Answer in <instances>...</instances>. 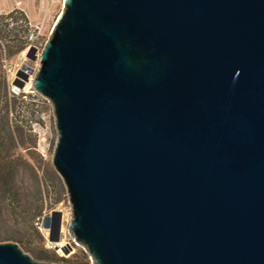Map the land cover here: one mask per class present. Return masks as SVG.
Masks as SVG:
<instances>
[{
  "label": "water",
  "instance_id": "obj_1",
  "mask_svg": "<svg viewBox=\"0 0 264 264\" xmlns=\"http://www.w3.org/2000/svg\"><path fill=\"white\" fill-rule=\"evenodd\" d=\"M39 62L95 264H264V0H64Z\"/></svg>",
  "mask_w": 264,
  "mask_h": 264
},
{
  "label": "rangeland",
  "instance_id": "obj_2",
  "mask_svg": "<svg viewBox=\"0 0 264 264\" xmlns=\"http://www.w3.org/2000/svg\"><path fill=\"white\" fill-rule=\"evenodd\" d=\"M30 1L29 10L23 15L26 25L31 24L35 15ZM3 3L0 0V6L5 8ZM8 10L0 13V29L17 27V38L27 43L20 50L17 48L21 42L7 48L0 37V244L14 243L40 263L95 264L87 249L70 236L72 208L63 180L52 164L58 136L53 108L31 82L39 68L41 49L62 12L60 4L48 14L45 27L39 31L24 32V26L19 27L21 22L10 20H6L9 25L4 27L6 21L1 19ZM31 47L35 48L34 58L27 56ZM20 71L27 76L18 78L22 86L14 82ZM50 211L62 216L61 241L53 246L48 236L41 235L33 226L35 216Z\"/></svg>",
  "mask_w": 264,
  "mask_h": 264
},
{
  "label": "built area",
  "instance_id": "obj_3",
  "mask_svg": "<svg viewBox=\"0 0 264 264\" xmlns=\"http://www.w3.org/2000/svg\"><path fill=\"white\" fill-rule=\"evenodd\" d=\"M2 1L4 2L2 5H5V8H9L8 10L9 13L18 12L22 15L26 14V10H29L28 9L29 3L31 2L30 0H11V4H9L8 0H2ZM32 1H33L32 8L34 10L35 15L30 19L31 24L29 25L27 24L28 30L30 31H35V30L39 31L43 27H45L46 25L45 21L48 14L54 11L53 8L55 9V6L57 4H60V10H62L63 2H64V0H32ZM5 8L0 6V13L4 12ZM32 74H35V72L32 71ZM52 213H53L52 211L43 213L41 215L35 216L33 219V226L41 233V235L45 237L49 236L50 233ZM60 233H62V226ZM50 244L52 246L54 245L52 243Z\"/></svg>",
  "mask_w": 264,
  "mask_h": 264
},
{
  "label": "trees",
  "instance_id": "obj_4",
  "mask_svg": "<svg viewBox=\"0 0 264 264\" xmlns=\"http://www.w3.org/2000/svg\"><path fill=\"white\" fill-rule=\"evenodd\" d=\"M2 20H5V21L6 20H10L11 22H14V23H17V24H18V22L19 23L21 22L19 27H21V26L23 27L24 26V32L28 31V27L26 25V20H25L24 16L22 14L18 13V12H11V13L7 14L5 17H3L1 19V21ZM3 25H4V27L7 28V26L9 25V22L6 21ZM19 32H20V29H18L17 27H14L12 29H6V30L5 29L4 30L0 29V37L4 40V42H6L7 48H11L12 47V45H10V44L18 43V42H21L22 45L20 47H18L17 50H20V49L24 48V46L27 43V41L25 39H18L17 38ZM25 37L26 36L24 34V38Z\"/></svg>",
  "mask_w": 264,
  "mask_h": 264
},
{
  "label": "bare ground",
  "instance_id": "obj_5",
  "mask_svg": "<svg viewBox=\"0 0 264 264\" xmlns=\"http://www.w3.org/2000/svg\"><path fill=\"white\" fill-rule=\"evenodd\" d=\"M60 241H61V240H60ZM60 241H59V242H60Z\"/></svg>",
  "mask_w": 264,
  "mask_h": 264
}]
</instances>
